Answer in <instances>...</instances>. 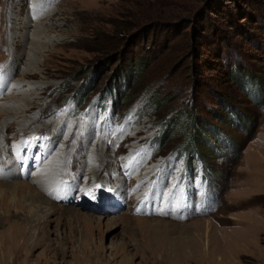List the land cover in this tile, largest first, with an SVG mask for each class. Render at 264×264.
I'll use <instances>...</instances> for the list:
<instances>
[{"label": "rangeland", "instance_id": "374dc122", "mask_svg": "<svg viewBox=\"0 0 264 264\" xmlns=\"http://www.w3.org/2000/svg\"><path fill=\"white\" fill-rule=\"evenodd\" d=\"M235 66L264 83V0H0V264H264V88Z\"/></svg>", "mask_w": 264, "mask_h": 264}, {"label": "trees", "instance_id": "16d2710c", "mask_svg": "<svg viewBox=\"0 0 264 264\" xmlns=\"http://www.w3.org/2000/svg\"><path fill=\"white\" fill-rule=\"evenodd\" d=\"M202 6H203V8H202V10L199 11V13L202 15L204 14V16H206L208 18L209 15H206V14H209V13L214 12V11H211L210 6H206V4H202ZM237 9L241 10V14H245L243 18H247V17L251 18L253 16V12H251V11L246 12L245 9H243L242 7H239ZM238 16H240V15H238ZM132 17H133V20L136 21V23H135V25H133V27H136V26L139 27L141 29L142 33L149 30V31H147V34H149L151 30H155L157 28L165 27V26L167 28L168 27H174V28L176 27V24H175L176 22H168V23L162 24L158 19H155V18L151 19L150 17H146V18H142L140 20V19L136 18V16H134V15ZM145 29H147V30L143 31ZM119 36H120L121 41H123V40L128 41L130 39L129 35L126 33L124 35H119ZM150 56L151 55L148 52V54L145 55L144 58L143 57H137V56L127 58V60L123 63V66H121V67H123V69H121L119 71L118 80L126 82V81H129L130 79H132L131 83L136 84V87L138 84L139 86L137 88L142 89L143 84H141L140 80H141V78H143L144 68L146 67L147 64H149ZM237 69H239V71L242 72V74L245 78H247L251 82H254L255 85L257 87H259L261 90L264 88L263 82H261L259 79H257V77L255 78L248 70L241 69L240 66L234 67V71L232 72V75L230 74L231 80H237L235 77L237 75ZM112 87H113V92H114V99H113V102H111V107L113 108L112 103H115L117 101V99H116L117 95L115 92H117L118 85L115 83V84H113ZM159 89H156L155 93H152V97H150L148 99V101H146V104H145L146 107L150 108L154 112L153 115H155L156 117H157V114L159 117H162L163 115L167 116V114H165V112H160V110H162L163 108H166L169 105L168 98L166 96H161L160 95L161 91ZM139 91H141V90L134 89L131 92V89H130L127 94H124L123 96H121V98H120L121 104H123L124 102H128L132 98L134 99L135 97H137V94ZM164 116L162 118L163 119V122H162L163 128L166 127L170 121L174 122V119H168ZM170 118H172V117H170ZM164 138H165V135H162L161 138H158V142L156 144L161 142V140L163 141ZM193 140H191L190 142H191V144L195 145V141H193ZM192 147L193 146H189L190 149ZM189 151L190 150H188V152ZM199 155L203 156V158L209 157L208 154H204V153H200Z\"/></svg>", "mask_w": 264, "mask_h": 264}, {"label": "bare ground", "instance_id": "6f19581e", "mask_svg": "<svg viewBox=\"0 0 264 264\" xmlns=\"http://www.w3.org/2000/svg\"><path fill=\"white\" fill-rule=\"evenodd\" d=\"M52 170V172L54 171L55 172V175H56V178L55 179H60V175L61 174H63V172L64 171H67V168H64L63 166H60V167H58L57 169H55V166H53V168L51 169ZM68 172V171H67ZM69 173V172H68ZM52 176H53V174H52ZM20 187H25V186H20ZM26 188V187H25ZM24 188V189H25ZM23 188H22V190H20V191H22V193L23 192H25V190H24ZM23 194H25V193H23ZM26 197V196H25ZM66 211H70V212H73V210L72 209H70V210H66ZM55 212H57V209H55L54 211H53V213H55ZM80 217L82 218V219H89V220H91V221H95V220H92V219H90V218H88V217H83V216H81L80 215ZM93 219H96V218H93ZM97 220V219H96Z\"/></svg>", "mask_w": 264, "mask_h": 264}, {"label": "snow or ice", "instance_id": "6c2138e0", "mask_svg": "<svg viewBox=\"0 0 264 264\" xmlns=\"http://www.w3.org/2000/svg\"><path fill=\"white\" fill-rule=\"evenodd\" d=\"M36 139H39V138H36ZM97 187H99V186H97ZM94 198V197H93Z\"/></svg>", "mask_w": 264, "mask_h": 264}]
</instances>
